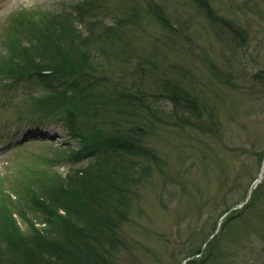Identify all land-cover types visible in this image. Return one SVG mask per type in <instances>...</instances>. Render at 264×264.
<instances>
[{
  "label": "rangeland",
  "instance_id": "374dc122",
  "mask_svg": "<svg viewBox=\"0 0 264 264\" xmlns=\"http://www.w3.org/2000/svg\"><path fill=\"white\" fill-rule=\"evenodd\" d=\"M207 1L247 34L243 47L195 0H0V55L9 54L3 42L15 18H29L11 35L24 46L37 43L24 38L27 29L36 38L41 22L59 27L58 20L82 36L72 33L73 45L94 60L79 66L90 72L88 83L97 82L63 104L54 97L61 80L0 77V199L20 205L41 178L96 166L80 153L93 139L89 125L105 123L93 108L124 96L133 82L155 92L179 77L199 100L200 121L154 122L130 112L158 160L143 156L125 183L131 210L112 263L188 264L201 248L193 264H264V0ZM151 3L164 8L174 35L149 14ZM148 99L171 111L166 99ZM85 187L77 183L78 191Z\"/></svg>",
  "mask_w": 264,
  "mask_h": 264
},
{
  "label": "trees",
  "instance_id": "16d2710c",
  "mask_svg": "<svg viewBox=\"0 0 264 264\" xmlns=\"http://www.w3.org/2000/svg\"><path fill=\"white\" fill-rule=\"evenodd\" d=\"M195 3L213 25L234 35L232 37L243 47L246 33L219 16L211 2L202 0L200 4V0H195ZM80 8L83 14V7ZM148 12L165 31L174 35V26L162 6L151 3ZM27 19L15 18L12 30L20 31L17 27L28 25ZM56 22L59 27L52 20L41 22L43 26L38 29L36 38L31 29H27L24 38L37 41L27 46L19 37L12 38V30L9 31V40L3 42L9 54L0 55V77L39 75L49 78L47 80H61L66 85L54 97H59L63 104H72L74 99L87 93V84L91 87L97 83L94 79L88 83L86 78L90 72L79 66L84 64L91 68L90 62L94 59L90 52L73 45L72 33L77 39L82 37L75 33L73 26ZM175 29L176 33L184 35L182 28ZM70 49L76 51L70 53ZM166 80L155 92H146L133 82L124 96L121 92L112 101L106 100L93 108L92 115L105 123L91 127L88 124L92 143L85 138L86 148L80 153L83 158L99 162L96 166L77 170L66 178L56 175L41 178L37 186L27 190L29 196L20 197V205L11 204L2 193L0 264H113L121 250L122 224L129 219L131 210L132 200L125 183L143 156L149 162L158 160L151 148H144L146 130L130 119V112L134 117L140 110L144 111L147 119L154 122L174 120L178 124L187 118L200 121L199 100L192 97L179 77ZM149 97L166 99L171 111L160 102L150 101ZM77 181L86 184V190L78 191ZM40 182L44 185L41 190ZM55 190L58 195L53 197L50 191L56 193ZM21 223L25 224V230ZM37 224L45 226L40 229ZM201 252V248L193 250L189 258L194 259L188 264H193Z\"/></svg>",
  "mask_w": 264,
  "mask_h": 264
},
{
  "label": "water",
  "instance_id": "95a60500",
  "mask_svg": "<svg viewBox=\"0 0 264 264\" xmlns=\"http://www.w3.org/2000/svg\"><path fill=\"white\" fill-rule=\"evenodd\" d=\"M250 194H251V193L249 192V194H248V199L250 198Z\"/></svg>",
  "mask_w": 264,
  "mask_h": 264
}]
</instances>
